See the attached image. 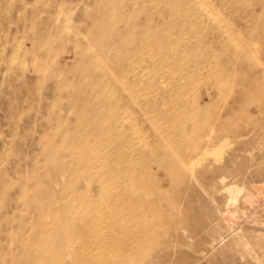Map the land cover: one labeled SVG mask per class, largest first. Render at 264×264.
I'll return each mask as SVG.
<instances>
[{"label":"rangeland","instance_id":"obj_1","mask_svg":"<svg viewBox=\"0 0 264 264\" xmlns=\"http://www.w3.org/2000/svg\"><path fill=\"white\" fill-rule=\"evenodd\" d=\"M0 264H264V0H0Z\"/></svg>","mask_w":264,"mask_h":264}]
</instances>
